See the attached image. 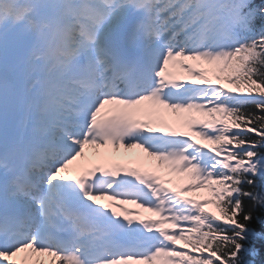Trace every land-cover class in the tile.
I'll list each match as a JSON object with an SVG mask.
<instances>
[{"label":"snow or ice","instance_id":"snow-or-ice-1","mask_svg":"<svg viewBox=\"0 0 264 264\" xmlns=\"http://www.w3.org/2000/svg\"><path fill=\"white\" fill-rule=\"evenodd\" d=\"M256 207L264 0H0V264H257Z\"/></svg>","mask_w":264,"mask_h":264},{"label":"trees","instance_id":"trees-1","mask_svg":"<svg viewBox=\"0 0 264 264\" xmlns=\"http://www.w3.org/2000/svg\"><path fill=\"white\" fill-rule=\"evenodd\" d=\"M259 183V181H258ZM244 187L247 189L249 186L244 185ZM249 210H253V202L252 200L248 198H244V211L247 212ZM255 216H264V208L256 207L254 209V218L251 222V226L256 228L258 231L261 230V226L257 224L255 220ZM254 245L256 248L260 249L261 255L259 257H256L257 264H260V261L264 260V241L255 240Z\"/></svg>","mask_w":264,"mask_h":264}]
</instances>
